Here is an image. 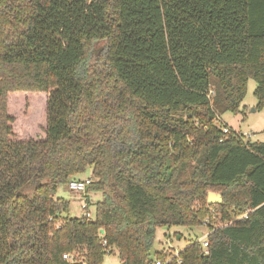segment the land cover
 I'll return each mask as SVG.
<instances>
[{"label": "trees", "instance_id": "trees-1", "mask_svg": "<svg viewBox=\"0 0 264 264\" xmlns=\"http://www.w3.org/2000/svg\"><path fill=\"white\" fill-rule=\"evenodd\" d=\"M248 79L262 109L264 0H0V264H264V142L216 124ZM204 221L206 253L153 249Z\"/></svg>", "mask_w": 264, "mask_h": 264}, {"label": "rangeland", "instance_id": "rangeland-1", "mask_svg": "<svg viewBox=\"0 0 264 264\" xmlns=\"http://www.w3.org/2000/svg\"><path fill=\"white\" fill-rule=\"evenodd\" d=\"M256 83L252 79H248L246 86V93L242 101L241 110L238 114L229 112L223 113L216 118L218 126H225L239 135L244 137V141H259L264 142V107L256 109V98L253 95ZM35 105L31 113L27 114L21 119L25 130L32 131V133L41 134L39 124L43 122V104L44 97L37 96L35 98ZM38 135V136H39ZM91 169L87 168L79 178H88ZM56 195L69 204L68 215L70 217H80V204L84 200L81 193L69 190L67 186H59ZM86 200L89 203V211L94 212V202L101 198L100 194L86 193ZM204 226L187 229L182 226L158 227L155 230L153 241V249H166L171 253L177 254L178 250L183 249L191 240L200 239L205 233ZM179 237V238H178ZM119 258L115 251L105 254L102 259V264H119Z\"/></svg>", "mask_w": 264, "mask_h": 264}, {"label": "built area", "instance_id": "built-area-1", "mask_svg": "<svg viewBox=\"0 0 264 264\" xmlns=\"http://www.w3.org/2000/svg\"><path fill=\"white\" fill-rule=\"evenodd\" d=\"M224 132H227V129H223ZM241 138L244 140V137L241 136ZM91 179L88 178H75L69 181L67 188L69 190L81 193L84 200L82 201V203L80 204V210H81V218H85V219H91L93 217V212L89 211V204L87 203V200L85 198L86 196V189L87 186L90 184ZM203 226L206 224V221H204ZM208 232H206L200 239V243L204 249V253H206V246H207V242L205 240L206 236H207ZM108 252V251H107ZM63 259H70L71 257L67 256V255H62ZM150 264H163L161 261H154Z\"/></svg>", "mask_w": 264, "mask_h": 264}, {"label": "water", "instance_id": "water-1", "mask_svg": "<svg viewBox=\"0 0 264 264\" xmlns=\"http://www.w3.org/2000/svg\"><path fill=\"white\" fill-rule=\"evenodd\" d=\"M220 201H221V198H220L219 194H215V193H208L207 194V203L208 204H217V203H220ZM99 232L102 234L103 230H100Z\"/></svg>", "mask_w": 264, "mask_h": 264}]
</instances>
